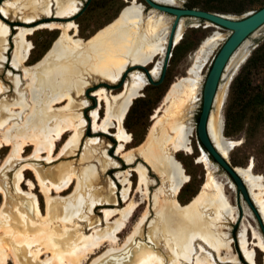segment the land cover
Segmentation results:
<instances>
[{"label": "bare ground", "instance_id": "6f19581e", "mask_svg": "<svg viewBox=\"0 0 264 264\" xmlns=\"http://www.w3.org/2000/svg\"><path fill=\"white\" fill-rule=\"evenodd\" d=\"M154 1L178 6V0ZM29 3L31 2L29 1ZM50 4L42 5L44 10L50 11ZM76 5L71 2L58 9L52 19H49V16L39 23H33L32 21L35 19L32 20L31 16L27 17L28 20L25 23H31L30 27L18 26L20 30L15 36V53L12 57V64L14 69L24 66V75L21 77L20 74H15L14 94L11 92L12 88H9L10 85L6 86L7 82H4V79L0 77V151L5 149L6 145L11 147L0 166V196L3 195L4 199L0 210V264H8L11 259L14 264H83L91 258L92 254L97 253V249L103 247H108V249L100 257L94 259L91 264H259L255 255L264 251V238L261 233H255L257 241L255 242V238L252 242L254 247L251 248L248 229L244 227L240 231V248L237 249V252L234 250V243H229V236L226 237L223 220L227 219L229 214L236 215L225 188L213 175L210 168L212 160L200 142L201 155L198 156V162H203L209 168L206 180L186 203H182L178 197L182 186L190 181V176L177 154L181 151L187 154L195 152L192 140L194 128L186 121L190 118V114L199 100L204 69L218 44V39L223 36L220 27L213 26L209 22H206V27L213 26L215 28L202 38L195 48L186 74L177 76L169 84L161 104L152 114V119H158L163 114L167 115V120H164L162 139L154 145L152 144L150 149L153 166H156L169 184L166 191L160 187L158 190H154L153 194L154 204L160 203L162 193L166 192L167 197L170 198V207L162 211L159 221L160 227L163 224L165 228L164 230L160 228L164 238L160 237L162 240L154 242L151 241L153 239H151L152 232L149 231L148 235L143 234L142 223L149 213L147 208L135 226L134 233L126 239L123 245L118 242V235L124 231L141 207L136 196H132V181L128 177L129 169L117 173L123 183L121 193L126 204L103 207L104 217L102 219L106 223L104 228L98 224L101 218H97L95 220L97 224L89 227L93 229L91 232H89L90 229L86 230L84 225L69 228V225L76 223L75 218L82 216L86 206L84 194L88 185L87 179L91 177L90 173L88 171L86 173L84 170V175L80 176L76 171L77 168L72 167V161L67 164V168L64 170H52L51 167L45 168L40 165L38 159H41L45 154L46 159L68 157L72 148L79 146L77 144L87 130V120L84 117L82 106L91 102L90 96L92 95L95 96L93 99H95L96 105L87 116L92 122V129L89 130L88 137L89 146H98L102 139L100 134L109 133V130L114 127L116 132L113 136L118 142L117 153L121 156L125 155L128 160L133 159V152L137 147L127 148L126 145L133 139L123 122L134 100L142 95L143 89L150 80L158 77L163 69L174 21V19L171 20L170 28L164 29L168 23L165 18L154 15L147 17L143 4L139 0H132L125 4L109 23L99 28L88 39H84L78 35V25L71 19L78 10ZM152 8H154L153 10L157 9ZM2 9L6 14L9 8ZM192 20L194 18L185 16L180 18L175 30L174 45L180 41L186 24L191 23ZM4 23L0 20V50L6 44V33H8ZM45 27L53 30L61 29L60 36L51 49L54 50L53 53L58 60L76 57L80 46L89 43L91 45L90 54L97 56L98 59L95 69L108 81L119 80L124 66L128 62L131 63L124 72L121 82L114 87L121 86L127 73L135 69L131 71V78L125 81L124 86L118 92H110L105 87L108 83L104 82L80 103L77 102L83 87L80 82L71 83L74 85V90H71L72 87L60 91H56L57 88L46 90L44 84L55 83L53 82L54 72L52 74L50 70L51 73L46 74L44 79L36 81V77L29 67H25L32 48L29 34L38 28ZM51 50L32 66L45 60ZM249 50L250 48H247L237 59H232L230 62L233 53L228 61L222 76V80L225 82L223 85L219 84L220 90L216 92L215 103L218 108L222 106L228 95L231 77L236 73ZM229 62L231 65H228ZM144 67H147V70ZM61 73L67 79L66 86H68L69 82L73 80L72 75L77 74V71L63 67ZM23 80L28 83L26 87L21 88ZM12 94L13 98H11ZM104 103L106 113L102 117L101 110ZM162 112L163 114H161ZM223 125V116L220 112L218 114L210 113L208 122L210 137L216 148L226 157L233 147L240 143V140L226 136L223 132ZM68 134H70L68 140L56 155L58 146ZM166 144L171 146L169 152H164L162 149V146ZM30 146H33V152L24 156V151ZM108 150L109 147L106 151ZM92 155L86 150L79 160L83 163L84 159ZM253 165V160H251L246 166L237 165L235 169L247 184L249 194L261 208L264 218L263 176L253 171ZM8 168H12L11 178L8 176L11 170L8 172ZM130 168L137 171L139 175L136 192L143 190L144 185L146 191L149 190L147 171L150 169L143 163H138L135 167L130 165ZM29 170L36 176L41 191L45 195V213L42 210L40 196L35 191L36 183L31 178L26 179V174L31 175ZM95 174L93 175L95 176ZM96 177L98 176L96 175ZM25 181L29 185L28 190L23 187ZM74 182H76V192L72 197L51 200L53 191L61 195ZM233 187L235 188L234 185ZM82 190L84 191L82 192ZM115 200L113 197L111 202L117 203ZM99 202H103L104 206V203H110V200ZM93 203L90 208L95 210ZM207 213L211 215L210 218L206 217ZM90 214L92 215V213ZM91 223L93 222L89 224ZM25 250L31 254L33 259H40L41 263L33 262L28 256H24ZM45 252L50 254L42 259L41 256ZM262 264H264V259Z\"/></svg>", "mask_w": 264, "mask_h": 264}, {"label": "rangeland", "instance_id": "374dc122", "mask_svg": "<svg viewBox=\"0 0 264 264\" xmlns=\"http://www.w3.org/2000/svg\"><path fill=\"white\" fill-rule=\"evenodd\" d=\"M29 1L31 3H29ZM131 1L132 0H0V20L5 22L4 24H6L5 26L8 29V33H6V44H4L3 45L4 48L0 50V52L4 50L3 52H1L2 55H0V69H1L0 77L4 79V82H7L5 84L6 86L10 85L9 88L10 89L12 88L11 92L13 93L14 85H15L14 83L15 74H20L21 77H23L24 75V66H20L18 69L13 68L12 57L15 53V43H14L16 39L15 36L18 34L20 30V27L18 26L23 25L22 26L23 28H27L30 27L31 25V23H25L28 20L27 17L31 16L32 20L35 19L34 21H32L33 23L35 22L39 23L44 18L49 16H50L49 19H52V16L56 14V11L58 9L73 2L75 3V5L77 4L76 6L78 7V10L71 17V19L78 25V35L84 39H88L99 28L103 27L105 24L109 23L113 18H115L118 15L120 9L125 4ZM186 1L187 0H178L177 5L185 6ZM139 2L143 4L145 11L144 13L147 17L151 15L163 17L168 22L165 25L164 29L168 27L170 28L171 23L174 19L172 15L157 9L153 10L154 8L150 7V5H148L145 0H139ZM47 3H51L50 4L51 6L49 5L50 11H46L43 8V6L46 5ZM258 6L259 5L256 4L254 7L249 9V11L257 9ZM4 7L5 10L9 8L8 12L6 11L7 12L6 14L2 9ZM6 7L8 8L6 9ZM246 12L248 11H245L241 14L232 13V12H227V14L242 16ZM214 28L215 27L213 26L206 27V23L202 20L194 19L191 21V23L186 24L182 32L180 41L176 45H174L171 50L163 79L158 83H152L150 81L143 89L142 95L138 97L136 100H134L133 105L131 106L130 111L128 112L123 122L126 129L132 135V139H133L132 142L126 145L127 148L133 146L137 147L136 151L133 152L132 160H128L125 155L121 156V154L117 153L118 142L113 136L115 135L116 132V128L114 127H112L109 130V133L100 134V136H102V139L98 146H89L88 137L90 135L89 130L92 129V122L89 119V117H87L88 115H90L92 108L96 105L95 99H93L95 98V96L93 95L90 96V95L94 93L95 90L99 88V86L103 85L104 82L108 83V85H106L105 87H107L108 90H110V92L111 91L118 92L124 86L125 81L126 80L128 81L131 78L130 75L131 71L135 70V69L130 70L127 73V75L124 78V82L121 86L114 87L121 82L124 72L131 65V63L128 62L124 66L123 73L119 80L108 81L100 74V72H98V70L95 69V67H97L98 59L97 56L90 54L91 45L89 43H85L80 46L78 55L76 57L65 60H58L53 53L54 50L51 49L56 39L60 36L61 29L56 28L53 30L46 27L38 28L35 31H33V33L29 34V40L32 43V48L28 60L25 64L26 65L25 67H29L30 71L35 75L36 81L40 79H44V76L48 73L50 74L52 71V74L53 72L55 74V79H53V82L55 83L44 84L46 90L57 88L56 91H60V90H64V88L67 87L69 89H71L72 87L71 90H74V85L71 83L77 81L82 83L83 86L80 91L81 96L77 98V102L79 103L82 102L85 97L90 96L91 98V102L87 103L88 106L87 104H85L86 106L85 105L82 106L84 117L87 120V125H86L87 130L85 133H83L81 141L77 144V146L78 145L79 146L73 147L70 154H68L70 157L68 156L62 158L59 157L57 159H46L45 158L46 154H45L44 156H42L41 159H38L40 165L44 166L45 168L51 167L50 169L52 170H60V169L64 170L65 168H67V164H69V162L72 161L73 162L72 167L75 169L77 168L76 171L80 174V176H82L84 170L86 171V173L87 171L88 173H90L91 177L87 179L88 185L84 194L86 196V206L82 212V216L80 218L79 217L75 218L76 223L69 225V228H75L77 226L84 225V227H86V230H89L90 229L89 227H91L93 224H97L95 222L97 218H101L98 224L100 225V227L104 228L106 226V223L104 219H102L104 217V213L102 211L103 207L105 206L112 207L115 206L116 204L120 206H124L126 204L123 201V197L121 193L123 188V183L121 182L120 177L118 176L117 173L119 171H125V169H129L128 177H130L132 181V196L133 195L136 196L138 202L141 203V207L136 212L135 216L131 219V221L128 223V226L124 229V231L118 235L119 238L118 242L121 243V245H123L126 239L134 233L135 226L137 225V223H139L144 211L147 208L149 210V213L146 216L144 223H142L143 234L148 235L149 231L150 233L152 232L151 239L152 238L153 239L151 241L154 242H157L159 241V239L162 240L164 238V235H162V232L160 231L161 229L164 230L165 228L163 227V224H162L163 228L160 227L161 223H159V221L161 220L160 217L162 211H165L166 208L168 209L170 207V198L167 197L166 192L165 194L162 193L161 194L162 198L160 203L157 202L154 204L153 194L160 187H163L166 191L169 187V184L168 181L164 180L163 175L156 168V166L155 167L153 166L152 164L153 161L150 158L151 157L150 149L156 142H159L162 139L163 125L167 120V115L163 114L162 112L161 114L163 115H161L158 119H152V114L155 112L156 108L161 104L163 94L168 88L169 84L174 79H176L177 76L186 74L187 66L191 62V57L193 56V53L198 43L201 41V39L204 36L211 33ZM220 30L223 36L218 39V44L214 49L213 54L211 55L210 61L208 62L207 66L204 69L202 76V87L199 92V100L196 103L194 109L192 110L190 114V118L186 121L188 125L190 124V126L192 125V127L194 128V136L192 137V140H193V146L195 152L192 154H187L186 152L181 151L180 153L177 154L178 158L182 161L187 173L190 176V181H188L182 187L181 193H179L178 195L182 203H186L188 200H190L192 196L200 189L201 184L206 180L207 171L209 169L203 162H198V156L201 155V151L199 150L200 143L196 133V126L202 104V93H203V86L206 79V75L209 71V68L211 67V63L214 59L215 54L219 50L220 45L223 43L227 35L230 33V30L227 29L220 28ZM263 39H264V24L260 28H258L255 32H253L247 39H245V41L239 46V48L232 56L230 62L232 61V59L234 60L237 59L238 56L242 52H244L247 48H251L252 44H257ZM49 50H51V52L48 54L45 60H42L41 63L35 66H32L35 63H37L39 60L43 59V57L46 55V53ZM54 62L57 64H55ZM230 62L228 65H231ZM244 63L240 65L239 69L237 70L236 74L231 80L228 88V95L222 106H220L219 108L215 103L216 102L215 99L217 97V93H216L214 104L212 107L213 111H211V113L218 114L220 112L223 116V121H224V128H223L224 134L228 137L240 140V143L234 146L233 149L226 156L228 161L233 166L236 167L237 165L246 166L251 160H253V164H254L253 171L263 176V183H264V107H255L251 110L244 108V106H242L243 105L242 100L240 99L237 92V85L233 83L234 78L239 73ZM63 67L72 68L73 70L75 69L77 71V74L72 75L73 80L69 82L70 84L68 86H66L67 79L61 73ZM161 74H162V69L158 77L154 78L155 82L159 81ZM86 80L89 81L87 82ZM41 81L44 82V80ZM224 82L225 80H222L220 85H223ZM27 83L28 81L23 80V85L21 88L26 87ZM219 90H220V86L218 88V91ZM13 94L11 98H13ZM103 105L104 106L101 110L102 117L106 113L105 103ZM69 136L70 134H68L66 138L60 143L56 155L60 151L61 147L66 143ZM169 146H170L169 144L162 146L164 152L170 151L171 146L170 147ZM107 147H109L108 151H106ZM10 148H11L10 145H6L5 149L0 151V166L2 165L6 155L9 153ZM86 150L93 155L88 157L87 159H84V162L81 163L82 161H80L79 158L84 154V151ZM92 150L94 153L92 152ZM32 152H33V146H30L24 151L23 154L24 156H26L31 154ZM209 157L212 160L210 168L213 172V175L215 176L216 180L222 183L223 187L225 188L226 195L230 200L231 205L233 206V211L235 212L236 215L233 216L232 214H229L227 215L228 220L227 219L223 220V230H225L224 232L227 233L226 237L229 236L228 239L229 243H234V250H236L237 252V249L239 250L240 248V243H239L240 231L245 227L246 229H248L249 244L251 248H253L254 246H252V242L254 241L255 238H256L255 242L257 241V236H256L257 233L258 234L261 233V236L264 238V218L262 216L261 208L253 201L250 194H249L250 201H247L241 192L238 193L236 189V185L233 179L231 178V176L213 159L211 155H209ZM114 160L116 161L118 160V161L116 162ZM138 163H143L146 167H148V169H150V171L148 170L149 172L147 171V177H148L147 179L148 182L150 183V185L148 186L149 190L147 191L144 185L143 190H139L140 192L139 191L136 192V190L138 189L139 175L137 171L133 169L131 170L130 165L135 167L137 166ZM61 164L63 165L61 166ZM9 170L11 171L9 172ZM29 171L31 172V175L26 174L25 175L26 179L31 178L34 181V183H36L37 188L35 189V191L40 196L42 210L45 213V209H46L45 195L41 191L36 176L33 174L31 170ZM8 172H9L8 176L9 178H11L12 168H8ZM93 174H95V176ZM96 175L98 177H96ZM99 180L100 182H98ZM92 182L94 183V185ZM95 183L98 185H96ZM233 185L235 186V188L233 187ZM23 187L25 188V190L29 189V185L26 184V181ZM75 190H76V182H74L69 189L61 193V195L53 191L51 200H56L58 198L67 199L69 197H72L76 192ZM83 191L84 190H82V192ZM100 192H102L103 194ZM113 197H115L116 199L115 201L117 203L111 202V199ZM109 200L110 203H104V206H103V202L102 203L99 202V201H109ZM3 201H4L3 195H1L0 210L3 205ZM92 202H94L93 204L95 206V210H92L90 208ZM90 213H92V215ZM209 216L211 215L207 213L206 217L210 218ZM90 222L93 223L89 224ZM91 230L93 229L91 228L89 232H91ZM107 249L108 247L106 248L103 247L102 249L99 250L97 249L96 250L97 253H95L94 255L92 254L91 258L87 259V261H85L83 264H91L94 259L100 257ZM48 254L50 253L45 252L41 256V258L45 259ZM25 255L28 256V258L31 261L41 263L40 259H36V260L33 259L31 254L28 253L27 250H25L24 252V256ZM255 257L258 260V262H260L259 264H262L264 259V251H261L259 254H256ZM8 264H14L13 259H11Z\"/></svg>", "mask_w": 264, "mask_h": 264}, {"label": "water", "instance_id": "95a60500", "mask_svg": "<svg viewBox=\"0 0 264 264\" xmlns=\"http://www.w3.org/2000/svg\"><path fill=\"white\" fill-rule=\"evenodd\" d=\"M145 1L150 6L155 7L164 12H167L169 14H172L174 16V21L172 24V28L168 40V47H167L166 55L164 57L162 74L159 81L155 82L153 79H151L150 81L152 83L160 82L165 75L167 62L171 50L174 46L175 30L181 17L183 16L191 17L194 18L195 20H202L205 23L209 22L213 24V26H218L220 28L230 30V33L227 35L226 39L220 45L219 50L215 54L214 59L211 63V67L209 68V71L206 75V79L203 86V93H202V104L196 126V133L199 142L202 144V147L231 176V178L233 179L236 185L237 192L238 193L241 192L245 197V199L247 201H250L248 189L244 180L236 171L235 166H233L228 161V159L220 153V151L216 148L215 144L213 143L208 129V122L214 104L215 95L218 90L220 81L222 80V76L226 68V65L230 60L232 54L240 46V44L264 23V5L257 9L250 10L245 14H243L242 16H236L222 12L205 10L197 7H186L180 5L176 6L171 4H163V3H158L154 0H145ZM257 45L258 43L252 44V47L250 48L248 54L243 59L242 63L246 61L252 49H254ZM144 68L147 70V67ZM233 77H231V80L233 79Z\"/></svg>", "mask_w": 264, "mask_h": 264}, {"label": "trees", "instance_id": "16d2710c", "mask_svg": "<svg viewBox=\"0 0 264 264\" xmlns=\"http://www.w3.org/2000/svg\"><path fill=\"white\" fill-rule=\"evenodd\" d=\"M256 4L259 8L264 5V0H187L185 2L186 7L237 14L249 11ZM233 83L237 85V92L244 108L251 110L255 107H264V39L252 49Z\"/></svg>", "mask_w": 264, "mask_h": 264}, {"label": "flooded vegetation", "instance_id": "af4514ba", "mask_svg": "<svg viewBox=\"0 0 264 264\" xmlns=\"http://www.w3.org/2000/svg\"><path fill=\"white\" fill-rule=\"evenodd\" d=\"M250 264V263H249Z\"/></svg>", "mask_w": 264, "mask_h": 264}]
</instances>
